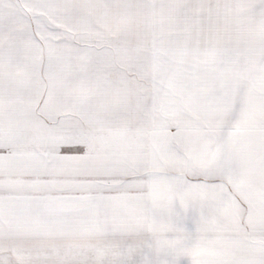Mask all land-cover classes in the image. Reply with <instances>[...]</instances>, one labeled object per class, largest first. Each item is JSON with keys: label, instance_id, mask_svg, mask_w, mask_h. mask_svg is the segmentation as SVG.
<instances>
[{"label": "snow or ice", "instance_id": "obj_1", "mask_svg": "<svg viewBox=\"0 0 264 264\" xmlns=\"http://www.w3.org/2000/svg\"><path fill=\"white\" fill-rule=\"evenodd\" d=\"M0 264H264V0H0Z\"/></svg>", "mask_w": 264, "mask_h": 264}]
</instances>
